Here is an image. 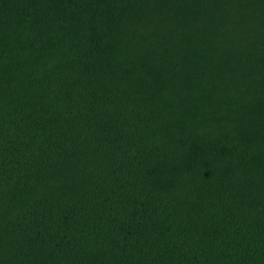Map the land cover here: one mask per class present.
<instances>
[{"label":"trees","instance_id":"trees-1","mask_svg":"<svg viewBox=\"0 0 264 264\" xmlns=\"http://www.w3.org/2000/svg\"><path fill=\"white\" fill-rule=\"evenodd\" d=\"M0 264H264V0H0Z\"/></svg>","mask_w":264,"mask_h":264}]
</instances>
